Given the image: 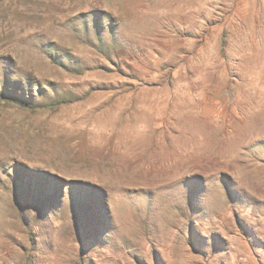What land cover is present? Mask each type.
I'll use <instances>...</instances> for the list:
<instances>
[{
	"label": "rangeland",
	"instance_id": "1",
	"mask_svg": "<svg viewBox=\"0 0 264 264\" xmlns=\"http://www.w3.org/2000/svg\"><path fill=\"white\" fill-rule=\"evenodd\" d=\"M0 264H264V0H0Z\"/></svg>",
	"mask_w": 264,
	"mask_h": 264
}]
</instances>
